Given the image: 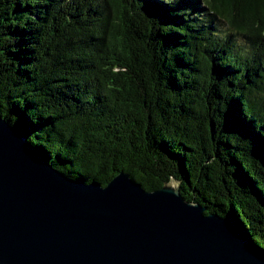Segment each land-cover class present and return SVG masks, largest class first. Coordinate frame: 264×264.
<instances>
[{
  "label": "trees",
  "instance_id": "trees-1",
  "mask_svg": "<svg viewBox=\"0 0 264 264\" xmlns=\"http://www.w3.org/2000/svg\"><path fill=\"white\" fill-rule=\"evenodd\" d=\"M0 115L69 177H170L264 253V0H0Z\"/></svg>",
  "mask_w": 264,
  "mask_h": 264
},
{
  "label": "water",
  "instance_id": "water-1",
  "mask_svg": "<svg viewBox=\"0 0 264 264\" xmlns=\"http://www.w3.org/2000/svg\"><path fill=\"white\" fill-rule=\"evenodd\" d=\"M0 115V264H264L230 213L205 214L171 178L69 177Z\"/></svg>",
  "mask_w": 264,
  "mask_h": 264
}]
</instances>
